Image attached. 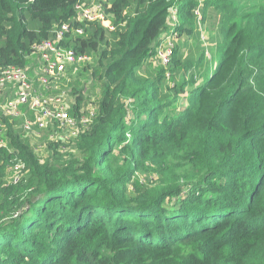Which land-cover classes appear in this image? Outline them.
Here are the masks:
<instances>
[{
	"label": "trees",
	"instance_id": "trees-1",
	"mask_svg": "<svg viewBox=\"0 0 264 264\" xmlns=\"http://www.w3.org/2000/svg\"><path fill=\"white\" fill-rule=\"evenodd\" d=\"M78 2L105 19L74 20ZM233 16L227 0H0V69H27L45 96L69 87L79 126L40 158L15 129L22 118L0 116V264H264V5ZM207 18L218 24L212 69ZM63 23L83 32L58 46L94 63L43 86L31 47ZM170 26L197 44L174 41L157 66ZM96 87L91 115L82 104Z\"/></svg>",
	"mask_w": 264,
	"mask_h": 264
},
{
	"label": "built area",
	"instance_id": "built-area-1",
	"mask_svg": "<svg viewBox=\"0 0 264 264\" xmlns=\"http://www.w3.org/2000/svg\"><path fill=\"white\" fill-rule=\"evenodd\" d=\"M93 3L78 2L75 5L74 20L102 22L105 19L102 8L100 5ZM171 12L174 13L175 8H172ZM195 12L197 15L199 14L198 10ZM108 28L112 29V27ZM82 32L80 27H73L71 23H63L55 28L52 38L32 45L31 49L38 56V63L41 64L40 71L35 73L38 75L39 84L47 86L49 78L59 76L65 71L66 67L89 61L90 58L85 54H76L71 48L58 46V43L67 34H82ZM172 39L174 37L171 36L170 31L168 36H164L162 44L157 49V59L163 66L168 65L170 61L174 46ZM22 108H26L31 112L32 117H28ZM0 116L21 117L22 126L20 127L26 134H38L51 121L59 123L60 127L70 125L72 122L66 108L63 107L62 97L60 95H43L39 89L33 86L27 69L16 66L0 69ZM89 122L90 118L88 117L80 119L81 124L87 125ZM4 145L5 141L0 138V146ZM23 168L24 164L21 161H17L12 165L10 169L11 183L16 184L20 180Z\"/></svg>",
	"mask_w": 264,
	"mask_h": 264
},
{
	"label": "rangeland",
	"instance_id": "rangeland-1",
	"mask_svg": "<svg viewBox=\"0 0 264 264\" xmlns=\"http://www.w3.org/2000/svg\"><path fill=\"white\" fill-rule=\"evenodd\" d=\"M227 1H228V5L236 11V17L233 16L231 18V21L237 20V17H240L241 14L243 13H245L246 16L250 18L253 13H255L256 11H259L264 5V0H227ZM217 27H218L217 21L211 18H207L204 24H202L200 27V40L203 46H207L208 50L205 51V57H206V60L210 62L209 68L211 67V69L215 66V63L217 61V59L213 56L212 51H211L213 47L217 44ZM170 31H171V26H170V29L168 28V30L163 35L168 36ZM173 37H174V39H172L173 44H174V41L175 43H179V44L183 42H188L187 44L189 48L192 47L194 44H197L196 42H193V39L185 40L184 37L178 38V36H176L175 34L173 35ZM210 43H212L213 46H210L209 45ZM210 47H212V49H210ZM213 51H215V49ZM31 58H33V60H37L36 55L32 56ZM88 62L94 63L92 56H90V59ZM160 63L161 62L156 57L154 60V64L158 66ZM209 68L208 70L210 71L211 69ZM72 76H73L72 82L79 83L76 85V89L80 90L82 87H84V92L82 91V94H84L85 96L88 95L87 92H88L89 86L86 85L85 78L83 77L84 73L77 74V72L75 73L73 72ZM97 88L98 87H96L94 91L90 92V94H92L94 97L91 98L90 100H87L85 103L83 102L82 104L83 105L82 110L85 109L89 114H93V110L95 107L94 100L96 98V92H98ZM62 90H65V91H62ZM60 91H62L60 92V96L62 97V100H63V107H65L66 110H68L69 104L73 103L75 96L71 95V90L69 87L65 89H61ZM185 94L186 93H184V95ZM69 118L72 121L70 125L60 127L59 123L51 121L50 124L41 133L40 132L38 134H35V133L25 134L24 133V136L34 146L40 158H45V156L50 154V151L48 150V147H47L49 140H50L49 138H51L52 140H57L61 138V140L67 141L70 137L74 136L76 132L79 130V126H77L74 119L70 116ZM81 125L84 127L87 126L84 124H81ZM15 129L17 130V132L21 131L20 126H15ZM9 176L11 177V172Z\"/></svg>",
	"mask_w": 264,
	"mask_h": 264
},
{
	"label": "bare ground",
	"instance_id": "bare-ground-1",
	"mask_svg": "<svg viewBox=\"0 0 264 264\" xmlns=\"http://www.w3.org/2000/svg\"><path fill=\"white\" fill-rule=\"evenodd\" d=\"M176 13V9H175V12L173 13V15Z\"/></svg>",
	"mask_w": 264,
	"mask_h": 264
},
{
	"label": "crops",
	"instance_id": "crops-1",
	"mask_svg": "<svg viewBox=\"0 0 264 264\" xmlns=\"http://www.w3.org/2000/svg\"><path fill=\"white\" fill-rule=\"evenodd\" d=\"M93 2V1H92Z\"/></svg>",
	"mask_w": 264,
	"mask_h": 264
}]
</instances>
